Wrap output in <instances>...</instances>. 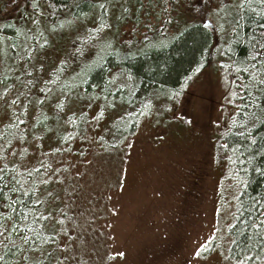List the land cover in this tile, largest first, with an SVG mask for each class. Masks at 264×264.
<instances>
[{
  "label": "trees",
  "instance_id": "1",
  "mask_svg": "<svg viewBox=\"0 0 264 264\" xmlns=\"http://www.w3.org/2000/svg\"><path fill=\"white\" fill-rule=\"evenodd\" d=\"M41 1L49 15L65 10L88 31L84 38L72 35L69 48L75 41L83 45L57 61L35 15L6 20L7 7L0 2V264H108L111 244L106 226H98L108 216L101 208L102 217L92 220L93 202L85 196L100 190L93 180L102 176L103 164L117 165L126 158L140 119L153 111L155 101L180 93L191 74L205 67L215 34L196 22L181 31L176 27L170 39L155 40L163 43L161 48L149 41L143 52L140 47L124 52L115 46L114 35L126 10L138 12L133 20L138 22L139 0L108 3L105 23L101 1ZM239 1L223 50L234 79V112L216 143V159L237 192L221 261L264 264V0ZM214 12L223 15L224 10ZM107 30L110 34L104 35ZM21 54L30 58L31 69L19 65ZM84 54L92 61L82 69ZM117 67L133 83L118 98L132 113L112 116L97 149L87 140L89 104L74 100V90L90 96L98 92L92 88L97 84L105 90L103 100L116 97L122 86L112 88L114 82L105 78ZM91 101L99 103V113L106 110L102 102ZM93 154L103 157L99 163H92ZM90 174L94 177L87 180ZM116 178L113 186L124 184ZM216 241L199 251L202 260L223 247Z\"/></svg>",
  "mask_w": 264,
  "mask_h": 264
},
{
  "label": "rangeland",
  "instance_id": "2",
  "mask_svg": "<svg viewBox=\"0 0 264 264\" xmlns=\"http://www.w3.org/2000/svg\"><path fill=\"white\" fill-rule=\"evenodd\" d=\"M28 1L32 2L0 0L7 7L5 19L18 22L20 17L35 15L38 27L52 41L48 44L50 54L57 61L68 59L77 46L83 45L75 41L69 48L71 37L75 34L79 38L82 33L84 38L88 30L82 31V24L65 10L49 15L43 1L37 0L39 5L32 2L37 10ZM97 1L102 2L99 8L104 10L102 23H105L108 3L116 0ZM239 3V0H152L147 5L146 0H139L137 7L142 10L138 22L133 21L138 12L126 10V18H119L122 23L114 35L115 46L124 52L132 53L139 47L143 52L149 41L150 46L161 48L163 43L155 40L170 39L176 27L180 26L181 31L185 25L196 22L215 34V42L205 67L191 74L180 93L155 101L153 111L140 119L139 130L130 139L127 159L117 165L103 164L102 176L93 180L94 188L100 190L85 196L93 202L88 213L92 220L101 218L105 212L108 216L107 221L98 224L106 226L111 244L108 264H225L221 260L223 248L229 244L226 228L235 211L237 192L226 178L221 161L216 159V143L224 121L234 112L230 107L236 93L234 79L223 50ZM216 8H223V15L214 12ZM109 34L107 30L104 35ZM38 48L35 45L34 50ZM18 59L21 67L31 69L30 58L21 54ZM91 61L88 55H82V69ZM52 64L49 62V66ZM121 72L120 68H113L105 78L114 82L112 88L122 86L116 97L110 95L103 100L100 94L103 96L105 90H99L97 84L92 87L98 91L94 95H85L80 88L74 90V100L83 99V103L89 104L87 140L97 149L102 147L101 139L112 116L132 113L131 108L118 101L125 88L133 84ZM94 98L106 110L99 113V103L90 102ZM102 158L93 154L92 163H99ZM117 176L124 184L113 186ZM91 177L94 176L88 175L87 180ZM86 178L84 175L83 179ZM213 240L223 247L215 248L211 256L202 260L199 251L209 247Z\"/></svg>",
  "mask_w": 264,
  "mask_h": 264
}]
</instances>
